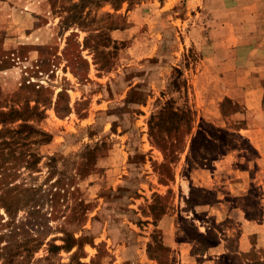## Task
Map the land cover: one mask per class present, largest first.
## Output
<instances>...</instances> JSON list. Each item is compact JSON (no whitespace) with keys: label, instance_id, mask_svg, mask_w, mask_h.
Returning <instances> with one entry per match:
<instances>
[{"label":"rangeland","instance_id":"1","mask_svg":"<svg viewBox=\"0 0 264 264\" xmlns=\"http://www.w3.org/2000/svg\"><path fill=\"white\" fill-rule=\"evenodd\" d=\"M77 3L0 0V264H264V0Z\"/></svg>","mask_w":264,"mask_h":264},{"label":"trees","instance_id":"2","mask_svg":"<svg viewBox=\"0 0 264 264\" xmlns=\"http://www.w3.org/2000/svg\"><path fill=\"white\" fill-rule=\"evenodd\" d=\"M50 5L55 4L51 2L53 0H47ZM72 0H70L71 2ZM81 0H78L77 4L71 6H78ZM67 21V19H65ZM6 56V55H5ZM35 110V108H33ZM12 111V110H11ZM13 113V111H12ZM15 113V112H14ZM10 115V114H9ZM21 120L26 121L24 118H15L14 121ZM12 121V122H14ZM192 113L187 109H175L170 104L162 106L159 110L149 116L147 121V137L150 144L159 149L162 154L166 151L172 152V149L176 146V139L170 137V132H183L186 136H191L192 130ZM24 126V124H22ZM227 133L225 129L214 128L213 126L201 122L189 142V153L195 151L194 145L198 139L201 141L203 148L206 147V151L209 154H201L200 158L206 162H212L216 158L211 154L215 151L216 157L221 156L225 153V140ZM217 142V144H215ZM5 209L4 206H1ZM39 244L36 243L30 246L26 252L33 253L34 250L38 249ZM51 249H60V247L51 246ZM19 256L18 253H12L11 257Z\"/></svg>","mask_w":264,"mask_h":264},{"label":"crops","instance_id":"3","mask_svg":"<svg viewBox=\"0 0 264 264\" xmlns=\"http://www.w3.org/2000/svg\"><path fill=\"white\" fill-rule=\"evenodd\" d=\"M258 227H260L261 228V230L260 231H263L264 230V223L262 224V225H259ZM257 233H262V232H260V231H257V230H255ZM263 247H264V245H263ZM246 250V247L244 246L243 248H242V251H245Z\"/></svg>","mask_w":264,"mask_h":264}]
</instances>
